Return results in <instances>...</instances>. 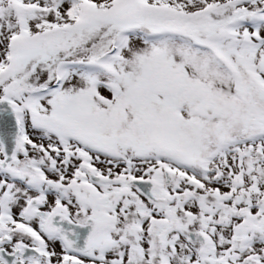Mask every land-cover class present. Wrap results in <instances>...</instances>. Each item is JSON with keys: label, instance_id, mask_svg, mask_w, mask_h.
<instances>
[{"label": "snow or ice", "instance_id": "obj_1", "mask_svg": "<svg viewBox=\"0 0 264 264\" xmlns=\"http://www.w3.org/2000/svg\"><path fill=\"white\" fill-rule=\"evenodd\" d=\"M0 264H264V0H0Z\"/></svg>", "mask_w": 264, "mask_h": 264}]
</instances>
